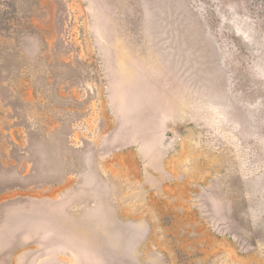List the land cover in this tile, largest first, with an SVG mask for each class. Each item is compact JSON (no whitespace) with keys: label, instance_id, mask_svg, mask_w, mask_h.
<instances>
[{"label":"rangeland","instance_id":"374dc122","mask_svg":"<svg viewBox=\"0 0 264 264\" xmlns=\"http://www.w3.org/2000/svg\"><path fill=\"white\" fill-rule=\"evenodd\" d=\"M0 264H264V0H0Z\"/></svg>","mask_w":264,"mask_h":264}]
</instances>
